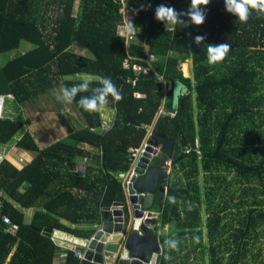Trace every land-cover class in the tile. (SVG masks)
<instances>
[{
    "label": "trees",
    "instance_id": "obj_1",
    "mask_svg": "<svg viewBox=\"0 0 264 264\" xmlns=\"http://www.w3.org/2000/svg\"><path fill=\"white\" fill-rule=\"evenodd\" d=\"M129 1L139 9L133 22L139 32L128 44L119 34L123 18L116 0H0V55L23 42L33 45L0 64V95H12L18 109L9 116L4 102L0 146L28 123L24 106L60 86L90 82L70 104L83 118L74 132L41 148L28 131L16 145L33 161H0L4 213L20 225L17 233H5L0 220V264H96L72 250L56 263L64 250L44 230L76 235L63 220L99 224L104 208L128 204L114 176L132 169L129 149L142 146L148 133L143 126L182 147L181 156L172 157L166 192L156 197L162 245L157 264H264V13L250 10L241 23L225 11L224 0H211L202 25L171 31L155 20V9L167 1L185 12L190 0ZM197 35L205 37L202 44L194 42ZM226 42V58L209 64L207 44ZM146 46L155 57L151 63L142 60ZM128 57L151 68L135 85L128 79L136 73L123 67ZM189 60L192 75L184 77L181 67ZM82 73L110 77L121 92L119 102L109 97L107 107L116 114L108 130H101V111L76 103L98 86L97 79H73ZM175 79L188 89L176 110L168 89ZM136 92L145 97L136 98ZM84 157L91 164L81 173L78 160ZM26 208L36 209L30 224ZM166 225L172 226L167 233ZM173 238L180 242L177 251L168 244Z\"/></svg>",
    "mask_w": 264,
    "mask_h": 264
},
{
    "label": "water",
    "instance_id": "obj_2",
    "mask_svg": "<svg viewBox=\"0 0 264 264\" xmlns=\"http://www.w3.org/2000/svg\"><path fill=\"white\" fill-rule=\"evenodd\" d=\"M168 89L173 92L172 108L176 110L179 97L186 95L188 89L177 79L168 83ZM176 141L156 131L135 170L128 204L104 208L102 230L93 235L87 246L77 247L78 251L87 252V259L96 264H157L162 245L152 211L157 195L166 192L163 187L171 172V156H177L181 147L175 145ZM155 147L161 151L152 157L157 153ZM52 231L49 229L46 236L52 237Z\"/></svg>",
    "mask_w": 264,
    "mask_h": 264
},
{
    "label": "clouds",
    "instance_id": "obj_3",
    "mask_svg": "<svg viewBox=\"0 0 264 264\" xmlns=\"http://www.w3.org/2000/svg\"><path fill=\"white\" fill-rule=\"evenodd\" d=\"M211 0H190V6L185 12H178L173 7H167L159 5L155 9V20L164 25V28H168L171 31H175L177 25L187 27L190 23L193 26H200L206 19V12L204 9L210 4ZM225 11L235 16L241 23L247 22L249 19L250 10H256L264 13V0H224ZM127 4L125 5V10ZM136 11H139L136 10ZM186 16L187 20L181 17ZM127 34L131 37L138 35L136 33L137 26L133 23L132 19L129 18L126 11L124 17ZM205 37L197 35L194 37L196 44H202ZM230 50V45L221 43L218 45L207 44V61L211 65H215L218 62L223 61L227 53ZM98 86L92 88L93 95L81 96L76 102L78 107L87 112H98L109 105V97L112 98L111 102H119L122 99L120 90L117 88L115 83L110 77H98ZM90 87V82L85 80L72 87H64L61 89L60 94L57 96L58 101H62L67 104H72L76 96L81 92H87ZM171 203H175L174 197H169ZM191 210V205H189ZM179 240L173 238L168 241L169 247L172 251L178 250ZM170 258V257H168Z\"/></svg>",
    "mask_w": 264,
    "mask_h": 264
},
{
    "label": "rangeland",
    "instance_id": "obj_4",
    "mask_svg": "<svg viewBox=\"0 0 264 264\" xmlns=\"http://www.w3.org/2000/svg\"><path fill=\"white\" fill-rule=\"evenodd\" d=\"M31 47H33V45H31L30 43L23 42L19 50L0 55V64H4L6 61H9L10 59H13L14 57H16L19 53H21L25 49H30ZM82 51H85L87 55L90 54L87 50H82ZM186 66L188 69L184 70L183 65H182L181 67L182 74L184 77H190L192 75L191 61H187ZM98 77L100 76L86 74L85 79H97ZM73 79L81 80V77H76V75H74ZM62 88L63 86H60V89L58 88L54 90V92L53 93L51 92L50 95L39 97V99L36 100L33 104H30L28 106L26 105L23 108L24 110L22 109L24 114L26 115V116L24 115L25 119L28 121L26 126L23 128L22 133L23 132L26 133L28 131H30L31 133H34L35 137L39 141V146L41 148L47 147L48 145L67 136L68 131H70V128H68V126L66 127L65 123L69 125L72 123V125L75 128H77L78 126L75 123V121H72L69 118L70 116L74 117L75 113L77 112L73 108V106L57 100V96L60 94V91ZM4 100H5V110L7 112V115L9 116L16 115L18 113V109L15 104V101L13 99L6 98V97L4 98ZM112 118L113 117L108 119V123L110 127L112 126V123L114 121ZM11 146H13V143L10 144V147ZM2 148L5 151H7L5 153V157L9 156V153H10L9 150L5 149V147H2ZM22 155H24V153H21V156ZM0 158H2V156H0ZM21 158H24V157H21ZM17 162L20 163V161L18 160ZM77 169L78 171L85 170L84 167L83 168L78 167ZM203 217H204V214H203ZM169 228H172V226L166 225L165 228H163V232L167 233V229Z\"/></svg>",
    "mask_w": 264,
    "mask_h": 264
},
{
    "label": "built area",
    "instance_id": "obj_5",
    "mask_svg": "<svg viewBox=\"0 0 264 264\" xmlns=\"http://www.w3.org/2000/svg\"><path fill=\"white\" fill-rule=\"evenodd\" d=\"M116 1L120 5V11L122 13V18H123V23L120 25V28H119V34L122 37H124L126 39L127 43L129 44L130 42L135 40V37L134 36L130 37L127 34L124 17H125L126 11H127L129 18H131L132 21L134 22L135 18H136L135 7H134V5L131 4V2L129 0H116ZM126 4H127V8L125 10V5ZM163 5L167 6V7H170L169 2H167V1L163 2ZM138 32H139V30L137 28L136 29V33L138 34ZM137 37H138V35L136 36V38ZM142 60L147 62V63H151V62H153L155 60V57L153 55H151L150 52H146L145 53V57L142 58ZM123 67H124V69L132 70L133 72L136 73V77L128 79V81H132V83L134 85L136 84V82L138 80V77L140 75H146L147 76L150 73V70H151V68L149 66H144L141 63L135 62L134 59H132L131 57H128V58H126L124 60ZM134 95H135L136 98H144L145 97V95L143 93H139V92H136ZM5 97L6 98H11L13 96L12 95H0V119L3 117L4 102H5L4 98ZM143 127L146 128L148 133H147V135L145 137V140H144L142 146L141 147H137V148L132 147V148L129 149V157H130V159H131V161L133 163L132 169L129 172H127V173H119V174H117V176H114L118 181H120L123 184V186H124V188L126 190V196H127L128 201L130 199V195H129L128 189H129L130 186H132V182L131 181H132L133 177L135 176V173H136L135 170L138 167V163L143 158V155L147 152V149L150 146V141L154 137V126H143ZM154 150L157 153L155 155L152 154V157H155L161 151L160 148H158V147L157 148L155 147ZM2 159L3 158H1L0 161ZM88 160H89L88 157L85 158V161H88ZM20 162L21 163H29V161L25 160L24 158H21ZM82 172L85 173V170L82 171ZM103 211H104V209H103ZM0 220L4 224L3 228H4V232L5 233L15 234V233H17L20 230V225L14 223L9 215H5V213H4V202H3V199H2L1 195H0ZM103 222H104V219L102 217L101 222L99 224L95 225V229H96L95 233L102 230ZM52 239L57 243L56 239L53 236H52ZM87 244H89V241H88ZM87 244H86V246H87ZM68 250H72L73 252H75L76 257H79L80 259H86L85 253H82V252L78 251V249L75 246V244L70 245ZM66 258H67V250H64V251L61 252V254L58 257L59 263H61Z\"/></svg>",
    "mask_w": 264,
    "mask_h": 264
},
{
    "label": "crops",
    "instance_id": "obj_6",
    "mask_svg": "<svg viewBox=\"0 0 264 264\" xmlns=\"http://www.w3.org/2000/svg\"><path fill=\"white\" fill-rule=\"evenodd\" d=\"M78 51L82 55L87 56V53L85 51H82V50H79V49H78ZM149 51H150L149 46H146V52H149ZM186 63H184L183 66L186 65ZM76 77H81V79H85L86 78V74H84V73L77 74ZM76 113H75L74 117L73 116H70L69 118H70V120L75 121V123L78 125L77 126V128H78L80 126V124H82L83 118H82V116L80 115V113L78 111ZM101 114H102L103 119H104V123H103L104 125L101 128V130L104 131V130L110 129L111 127L109 126L108 119H110L111 117H113L112 119L114 120L115 114H116V110H114L113 108L107 107V108L101 110ZM65 126L66 127L68 126V128H70V131H68L67 136L69 134H71L72 132H74L77 129V128H75L72 125V123L70 125L65 123ZM23 134H25V133L24 132L23 133L21 132L16 138H14L15 141L11 142V143H13V146L10 147V144L11 143L6 144L4 146H0V156H2V158L5 157V153L7 152V151H5L2 148V147H5V149L9 150V152H10L9 153V156L15 157L16 159H19L21 157H24L26 160L29 161V163L33 161V159H34L33 154L25 151L24 149H21V148L17 147V145H16V143L20 140V138L22 136H24ZM33 135H34V133H33ZM66 137H63L62 139L66 138ZM36 140H37V138H36ZM37 142L39 143L38 140H37ZM174 143L176 145V142H174ZM89 150H90V148H89ZM21 153H24V155L21 156ZM85 158H87V157H84V158H81V159L78 160V166H77V168L78 167H80V168H83L84 167L85 168V172H86V169L91 164V161H90V158L89 157H88L89 158L88 161H85ZM80 172L83 173L82 171H80ZM17 206H18V208H20V205H17ZM116 210H118V209H116ZM23 212L25 213L26 223L27 224H30L31 221L33 220V217H34V214L36 212V209L35 208H26V209H23ZM152 213L156 216V218H155V224H158L157 223V218H158V215L159 214L156 213V211L154 209H153ZM63 223L65 225H67L69 228L74 229L78 234L72 235V234H68V233H63V232L57 231V230L52 229V228H46L44 230V234L45 235L49 232V229L53 230L51 234L56 239L57 244L61 248V250H68L69 247H70V245H72V244H75L76 247L86 246V244L93 237V235L95 234V231H96V229H95V225L96 224H92V223L71 224L70 222H67L65 220H63ZM82 253H85V255L87 256V252H82ZM58 257L59 256L57 255L56 258H55L56 263L58 261Z\"/></svg>",
    "mask_w": 264,
    "mask_h": 264
},
{
    "label": "bare ground",
    "instance_id": "obj_7",
    "mask_svg": "<svg viewBox=\"0 0 264 264\" xmlns=\"http://www.w3.org/2000/svg\"><path fill=\"white\" fill-rule=\"evenodd\" d=\"M183 68H184V70H187L188 69L186 65H184ZM177 153H178L177 156H181V154H182V147H180V149L177 151Z\"/></svg>",
    "mask_w": 264,
    "mask_h": 264
},
{
    "label": "flooded vegetation",
    "instance_id": "obj_8",
    "mask_svg": "<svg viewBox=\"0 0 264 264\" xmlns=\"http://www.w3.org/2000/svg\"><path fill=\"white\" fill-rule=\"evenodd\" d=\"M175 152V151H174ZM171 157H173L174 158V156H171ZM172 168H173V166L171 165V171H172ZM171 174V173H170ZM170 174H169V176H170ZM168 180V179H167ZM167 180H166V182H167Z\"/></svg>",
    "mask_w": 264,
    "mask_h": 264
}]
</instances>
